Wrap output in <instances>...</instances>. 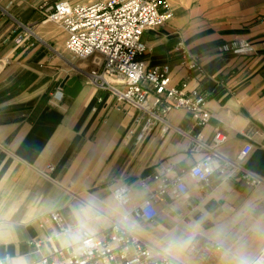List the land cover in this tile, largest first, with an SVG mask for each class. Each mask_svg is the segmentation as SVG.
<instances>
[{"label": "crops", "instance_id": "crops-1", "mask_svg": "<svg viewBox=\"0 0 264 264\" xmlns=\"http://www.w3.org/2000/svg\"><path fill=\"white\" fill-rule=\"evenodd\" d=\"M54 1L0 0V58L7 61L0 71V264H29L50 254L51 223L42 225V218L59 210L77 223L76 209L89 201L97 208L84 226L90 232L120 222L163 253L171 238L191 236L198 251L188 247L180 254L176 260L185 264H218L215 250H203L217 226L230 241L259 244L254 230L264 228V0H170L173 20L144 33L146 63L169 64L174 83L186 81L188 90L207 96L206 125L194 128L190 111L173 109L165 131L162 122L149 128L136 122L127 106L117 108L113 97L90 81V61L53 51L65 36L43 22L38 5ZM19 23L31 25L34 34L17 45L24 32ZM240 39L251 41L255 52L218 50ZM179 43L200 59L204 73L182 65ZM180 130L201 132L206 141L223 131L216 167L232 161L225 173L216 171L208 184L193 178L189 169L204 151H191L190 137ZM247 143L252 151L233 163ZM246 171L255 182L243 177ZM157 173L168 181L182 176L189 193L163 194L154 220H136L133 207L163 183L154 179ZM120 183L132 191L123 208L112 200ZM197 222L201 231L193 235ZM69 240L58 236V243Z\"/></svg>", "mask_w": 264, "mask_h": 264}, {"label": "built area", "instance_id": "built-area-1", "mask_svg": "<svg viewBox=\"0 0 264 264\" xmlns=\"http://www.w3.org/2000/svg\"><path fill=\"white\" fill-rule=\"evenodd\" d=\"M38 8L43 15V22L56 24L65 36L62 50L55 45L53 51L59 55L67 52L78 60L90 61V81L107 91L117 108L126 111L127 106L133 110L136 122H145L149 128L162 122L165 131L169 125L167 114L173 109H186L193 115L194 128L208 123L210 113L204 108L207 101L204 93L198 89L188 90L186 81L174 83L169 64L148 65L142 58L148 48L143 40L144 33L164 26L174 18L170 0H56L51 4L41 3ZM19 24L24 32L18 35L17 45L34 34L31 25ZM177 50L182 55V65L189 71L204 73L200 59L191 54L183 43H179ZM218 50L251 55L255 47L251 41L240 39L224 43ZM6 63L5 59L0 58V71ZM54 97L61 100L63 94L56 91ZM180 132L190 137L191 151H204L203 156L189 169L193 178L208 184L216 171L225 173L232 161H225L216 167V149L226 139L223 131H216L209 141L203 139L201 132ZM251 151L252 145L245 144L233 163L239 164ZM53 169V165H47L48 171ZM44 174L49 175L47 172ZM243 177L250 182L256 180L248 171ZM154 179H162L163 183L152 197L133 207L132 216L136 220H154L158 214L157 199L163 194L171 191L175 196L183 197L189 193L182 176L168 181L165 175L157 173ZM147 180L144 178L140 183L145 186ZM121 188L126 190V199L123 201L116 198V192ZM131 192L125 183L113 188V196L122 206L130 204ZM50 223V254L42 255L39 261L29 264H185L156 250L120 222L90 232L85 227H78L77 223L69 221L61 211L56 210L42 218V225ZM61 234L68 236L70 242L58 243ZM40 242L34 243L38 250ZM188 250L190 253L197 252V244L192 243ZM203 250L215 249L208 242Z\"/></svg>", "mask_w": 264, "mask_h": 264}, {"label": "clouds", "instance_id": "clouds-1", "mask_svg": "<svg viewBox=\"0 0 264 264\" xmlns=\"http://www.w3.org/2000/svg\"><path fill=\"white\" fill-rule=\"evenodd\" d=\"M117 200L126 199V190L121 188L116 192ZM97 212L94 202L89 201L75 211L78 227H84L87 219ZM202 222L192 226L193 235L201 231ZM75 238V237H74ZM254 238H259L260 243L253 246L248 240H229L223 226H217L208 236L210 244L218 255V264H264V228L257 227L254 230ZM192 237H173L167 241L164 252L167 255L178 259L179 255L185 252L191 244ZM14 264H23L16 261Z\"/></svg>", "mask_w": 264, "mask_h": 264}, {"label": "rangeland", "instance_id": "rangeland-1", "mask_svg": "<svg viewBox=\"0 0 264 264\" xmlns=\"http://www.w3.org/2000/svg\"><path fill=\"white\" fill-rule=\"evenodd\" d=\"M88 1H89V0H88ZM47 25H51L52 27H54V29H55L56 31H60V28H59L56 24H54V23H52V22H47ZM63 41H64V37H63V39L60 41V42H61V46H60V48H61L62 45H63ZM61 50H62V48H61ZM64 54L68 55V56H69L70 58H72V59H75L74 57L70 56L67 52H64ZM75 60H76V59H75ZM78 62H85V60H84V61L78 60ZM112 200H114V206L116 205V206H119V207L123 208V206H121V205L118 203V201L115 200V198L112 197Z\"/></svg>", "mask_w": 264, "mask_h": 264}]
</instances>
